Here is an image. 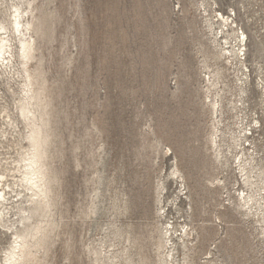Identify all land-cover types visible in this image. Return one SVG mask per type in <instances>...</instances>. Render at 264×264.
I'll list each match as a JSON object with an SVG mask.
<instances>
[{"label":"rangeland","instance_id":"rangeland-1","mask_svg":"<svg viewBox=\"0 0 264 264\" xmlns=\"http://www.w3.org/2000/svg\"><path fill=\"white\" fill-rule=\"evenodd\" d=\"M0 25V264H264L239 201L264 187V0H0Z\"/></svg>","mask_w":264,"mask_h":264},{"label":"bare ground","instance_id":"bare-ground-1","mask_svg":"<svg viewBox=\"0 0 264 264\" xmlns=\"http://www.w3.org/2000/svg\"><path fill=\"white\" fill-rule=\"evenodd\" d=\"M23 14L24 13H21L19 9H16L15 13L13 15V17H14V30L13 31H14L15 35H20V30L24 27L23 22H22ZM6 35H7L6 28L3 27V25L2 26L0 25V66L9 65L11 63V60H10V58H11V55H10L11 45H10L9 37H6ZM20 45H21L23 57L26 58L33 52V45L31 42L20 41ZM255 124L256 125L254 127L257 128L259 125V122L256 121ZM248 135L251 136L252 134L246 133L243 137L246 140V142L249 141L247 138ZM33 139L37 140V136L36 137L34 136ZM212 143L214 144V141H212ZM248 147H249V145L244 146L243 151L246 152ZM36 164L37 163L35 161L31 160L30 165L29 164H27V165H29L30 168L31 167L33 168V166ZM246 166H247L246 161L240 160L238 162V167H239V171H240V174L242 177L243 185H245V187L252 189V187L255 185V183H253L252 180H250ZM34 172H35V170L32 171L31 174H33ZM28 181L31 182L30 179H28ZM262 182L264 185V179ZM36 195H39V194H36ZM239 201H240V207L242 210H246L247 212H249V211L253 212L254 210H256V208H258V210L262 211V214H264V187H263V189H261V191L258 195L255 193L254 190H252V193H250V194H248V193L245 194V192L240 193L239 194Z\"/></svg>","mask_w":264,"mask_h":264}]
</instances>
